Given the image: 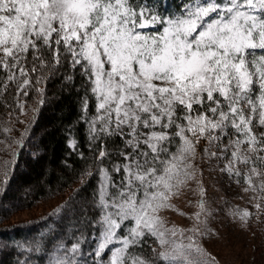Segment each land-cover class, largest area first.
Segmentation results:
<instances>
[{
  "label": "snow or ice",
  "instance_id": "snow-or-ice-1",
  "mask_svg": "<svg viewBox=\"0 0 264 264\" xmlns=\"http://www.w3.org/2000/svg\"><path fill=\"white\" fill-rule=\"evenodd\" d=\"M166 12L164 0H0V100L11 96L22 109L21 96L67 64L66 80L83 77L85 116L95 102L85 175L95 169L99 177V216L90 223L99 228L95 256L114 238L122 245L109 249V264H218L204 243L211 230L202 185L198 211L188 217L193 227H166L158 215L175 210L170 199L196 178L190 158L201 139L228 137L222 171L241 177L244 165L246 191L264 193V0H185ZM69 146L76 149L75 141ZM0 177L3 199L7 171ZM149 236L162 251H133ZM82 239L60 244L55 264H77Z\"/></svg>",
  "mask_w": 264,
  "mask_h": 264
},
{
  "label": "trees",
  "instance_id": "trees-1",
  "mask_svg": "<svg viewBox=\"0 0 264 264\" xmlns=\"http://www.w3.org/2000/svg\"><path fill=\"white\" fill-rule=\"evenodd\" d=\"M184 2L164 0L165 14L177 12ZM69 72L65 64L59 71L49 73L28 96H21L22 109L11 96L6 103L0 100V152L7 154L0 159L4 163L0 173L7 171L9 176L7 195L0 199V264H49L48 254L54 247L59 251L54 257L56 261L64 255L59 245L71 247L81 233L83 239L77 264H97L95 251L99 228L94 230L90 223L99 216V210L93 206L99 177L95 169L91 177L85 175L93 162L86 120L95 114V102H90L85 116L81 110L83 77L77 72L74 81L69 82L65 79ZM22 112L27 113L24 125H20ZM11 141H20V144ZM73 141L76 149L69 146ZM176 143L179 137L172 151ZM54 198L59 201L45 216L2 224L15 212ZM66 204L71 207L62 209L59 217L50 215ZM260 208L263 209V205ZM124 223L127 227L135 226L134 222ZM127 227L118 230L117 236L123 238ZM262 234L261 244L264 245V232ZM146 240L142 248L133 251L153 257V238L149 236ZM157 264L164 262L157 261Z\"/></svg>",
  "mask_w": 264,
  "mask_h": 264
},
{
  "label": "rangeland",
  "instance_id": "rangeland-1",
  "mask_svg": "<svg viewBox=\"0 0 264 264\" xmlns=\"http://www.w3.org/2000/svg\"><path fill=\"white\" fill-rule=\"evenodd\" d=\"M26 120L27 113L22 112L20 125H24ZM254 131L259 134L260 129L255 128ZM230 152L228 137H222L221 140L215 142L201 139L196 144L195 158H190V162L196 169V178L189 181L187 186L181 187L178 193L170 199L169 203L175 210L165 209L158 215L166 227L176 226L182 229L193 227L194 221L188 217L198 211L196 204L201 197L197 189L202 185L206 208L210 213L207 218V228L211 232L204 239L207 250L216 257L218 264H264V245L261 244L264 232L261 228L262 220H264V199L261 197L264 193L246 191L249 186L244 182V176L247 175L248 169L244 165H239L241 177L235 175L229 177L226 171H222L230 163ZM211 153H216V155L212 156ZM6 156V153L0 152L1 160ZM3 164L0 161V169ZM58 201L57 198L40 201L29 209L13 213L2 224L27 222L45 216ZM258 204L260 207L263 205V209L257 208ZM245 211L250 216L241 219L238 213L242 214ZM153 246L157 252L163 250L154 238ZM117 247H122V245L115 242L114 238V243L109 245V249L114 250ZM109 249L97 258V264H109L111 257ZM57 253L59 251L56 247L49 252V264H55L56 258L54 257L58 256Z\"/></svg>",
  "mask_w": 264,
  "mask_h": 264
}]
</instances>
